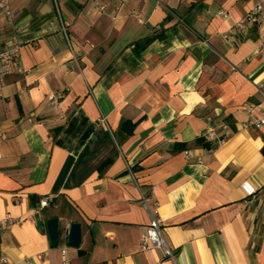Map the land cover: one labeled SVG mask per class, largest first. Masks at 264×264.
Returning <instances> with one entry per match:
<instances>
[{"label": "crops", "instance_id": "1", "mask_svg": "<svg viewBox=\"0 0 264 264\" xmlns=\"http://www.w3.org/2000/svg\"><path fill=\"white\" fill-rule=\"evenodd\" d=\"M259 1L0 9V51L18 27L25 69L0 80V219L23 218L0 234V264H264V126H244L264 106V8L224 37ZM156 211L174 257L140 249ZM38 213L59 217L56 246Z\"/></svg>", "mask_w": 264, "mask_h": 264}, {"label": "built area", "instance_id": "2", "mask_svg": "<svg viewBox=\"0 0 264 264\" xmlns=\"http://www.w3.org/2000/svg\"><path fill=\"white\" fill-rule=\"evenodd\" d=\"M121 1L126 2L128 0ZM97 4L101 9L105 8L104 4L99 2ZM263 8L264 0H260L244 17L235 22L231 32L229 34H225L224 37L233 38L236 35L245 32L250 23H256L259 21ZM0 9L4 12L9 20L13 21L15 19L16 13L12 8L11 0H0ZM222 15L225 18H229L230 16L227 12H222ZM19 34L20 29L18 27H15L11 38L5 44L2 51H0V80H3L10 75L25 73V69L20 63L22 41L20 40ZM261 90L264 93V83L261 85ZM60 97V93L51 94L50 101L54 104H57ZM1 99L2 94H0V100ZM246 113L248 115V120L244 124L245 127L254 126L255 128H260L264 126V106L256 107V105L249 103L246 106ZM225 128L226 133L225 136L221 138V142L225 141V139L230 135L229 129H227V125H225ZM186 155L189 157L191 155V151H186ZM244 186L248 196H256V186L248 182L245 183ZM143 201L144 204L147 205L146 197H143ZM49 203L50 199L48 197H44L40 201L42 207L49 205ZM22 221L23 218H17L12 216L11 214L5 215V217L0 219V234H4L14 224L21 223ZM150 248H159L162 250L163 254L166 257H174V252L164 234L163 219L158 211L153 214L150 225L147 227L146 232L142 234L140 239L141 250H147ZM38 257H42V255H38ZM0 262L6 263L7 258L5 256H2L0 258ZM28 264H30V261H28Z\"/></svg>", "mask_w": 264, "mask_h": 264}, {"label": "water", "instance_id": "3", "mask_svg": "<svg viewBox=\"0 0 264 264\" xmlns=\"http://www.w3.org/2000/svg\"><path fill=\"white\" fill-rule=\"evenodd\" d=\"M37 217V227L41 231L46 229L49 234L50 242L53 246L58 244L59 240V217L53 216L44 221L43 217L38 213ZM82 238V225L80 222H72L70 224L69 232H68V243L72 246H79Z\"/></svg>", "mask_w": 264, "mask_h": 264}, {"label": "trees", "instance_id": "4", "mask_svg": "<svg viewBox=\"0 0 264 264\" xmlns=\"http://www.w3.org/2000/svg\"><path fill=\"white\" fill-rule=\"evenodd\" d=\"M146 43H147V41L144 42V44H146ZM139 52H140V49L138 48L137 49V53H139Z\"/></svg>", "mask_w": 264, "mask_h": 264}]
</instances>
